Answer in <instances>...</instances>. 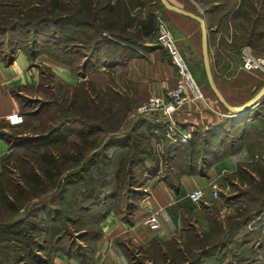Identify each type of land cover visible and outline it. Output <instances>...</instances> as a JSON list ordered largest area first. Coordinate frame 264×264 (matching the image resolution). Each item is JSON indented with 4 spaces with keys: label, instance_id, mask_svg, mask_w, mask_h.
Masks as SVG:
<instances>
[{
    "label": "trees",
    "instance_id": "trees-1",
    "mask_svg": "<svg viewBox=\"0 0 264 264\" xmlns=\"http://www.w3.org/2000/svg\"><path fill=\"white\" fill-rule=\"evenodd\" d=\"M125 2H0V34H10L7 48L0 43V56L7 63H12L16 53L22 50L34 62L45 57L82 78L75 85L65 83L56 78L48 66L35 62L39 79L35 87L26 91L41 92L50 97L49 102H40L35 110L19 112L28 120L18 126L0 124V138L9 146V151L0 157V209L14 215L11 219H0V264H49L58 252L88 262L102 235L101 221L111 212L123 219L129 218L146 194L143 188L151 177L160 175L168 187L177 190L179 177L205 173V166L220 157L226 141L230 143L231 138L241 140L250 136V125L241 123L238 132L220 140L215 148L206 145L205 134L198 132L191 134L187 141L178 135L171 141L163 129V116L150 113L131 116L128 99L119 95L110 81L103 86L85 79L87 72L98 64L93 58L97 51L101 47L117 48L119 45L102 34L104 29L106 34L117 38L113 28L117 21L108 20L102 27L101 12L114 13L119 8L120 14L125 16L128 13ZM86 3L93 4L90 20L85 17L86 10L81 8V4ZM159 4L164 12L160 1ZM156 17L152 12L148 17L154 32ZM19 33L26 34V38L21 40ZM260 37L264 38V31H256L251 26L240 43L236 39L224 42L229 51L228 62L241 65L242 44H250L259 52ZM55 87L64 92L56 94ZM24 99H19L20 105ZM119 101H126V111L116 125L109 126L110 123L102 118L94 120L96 114L119 111ZM242 120L244 114H238L235 119L226 118L222 124L232 126L238 122V125ZM15 148H24L27 152L16 154ZM233 176L250 184V163L240 165ZM74 187L78 188L68 197L69 190ZM255 189L262 193L258 184ZM32 190L39 192L34 203L29 200ZM249 195V190H243L223 201L220 196L212 202L218 212L220 206L233 198L240 200ZM261 200L257 211L263 208L264 196ZM207 201L211 200L198 203L207 230L197 229L199 220L195 224L194 221L190 225L185 223L178 237L155 240L146 250L157 249L170 264H178L179 259L187 264H197L204 259L218 262L226 255L236 264L264 261L262 227L240 234L250 222L249 212L227 216L224 227L219 217L207 210L204 205ZM76 213L78 215L73 216ZM188 213L196 218L192 207L188 208ZM72 236L78 240H72ZM231 243L236 246L224 249ZM221 247L223 250L219 251Z\"/></svg>",
    "mask_w": 264,
    "mask_h": 264
},
{
    "label": "crops",
    "instance_id": "crops-1",
    "mask_svg": "<svg viewBox=\"0 0 264 264\" xmlns=\"http://www.w3.org/2000/svg\"><path fill=\"white\" fill-rule=\"evenodd\" d=\"M125 1L124 5L128 12L125 16L120 14L119 8L114 13L101 12L99 19L101 26H105L108 20L117 21L113 25L117 38L106 34L104 29L102 34L119 45L117 48L101 47L93 57L98 64L87 72L85 79L103 86L110 81L112 88L128 99L132 116L140 113L137 111V106L143 101L150 97L165 95L167 90L174 87L178 76L167 52L155 43L153 24L148 20L151 12L157 16V9L155 11L151 9L155 5L154 1ZM167 1L203 18L207 28L208 60L211 72L214 83L224 99L233 106H240L254 98L263 88L264 79H261L256 72L244 70L239 63L235 65L231 62L230 67H222L229 52L224 47V41L229 40L227 36L222 35V31L231 28L233 30L230 33L236 34L238 28L251 26L260 28L256 31H264V0H209L211 7L203 5V8L196 0ZM206 1L202 0L201 4ZM228 1L231 3V8L225 9L226 11L222 12L217 20L212 21L211 17L223 11ZM82 7L90 16L93 4H81ZM164 11L176 33L175 36L168 24L188 70L202 94L200 99L189 100L170 113V118L181 132V134H170V140H175L178 135L187 141L191 134L198 132L205 134L206 145L215 148L220 140L228 139L234 131L238 132L241 123L250 125L256 135L250 134L241 140L231 138L230 143L226 141L222 145L224 150L221 148L219 152L220 157L205 166V173L182 175L178 179L177 190L168 187L160 179V175L151 177L146 184L147 193L140 198L137 209L129 215V218L123 219L111 212L101 221L102 235L96 241L88 262L69 258L66 254L58 252L49 264H155L153 261V263L151 261L140 263L135 251L146 250L155 240L178 237L185 223L190 225L194 221L193 224H195L199 220L200 227L207 230L206 222L201 219L200 207L188 198L191 190L205 186L209 181H216L221 186L225 185L227 175L235 174L240 165L247 163H250L252 187L254 188L256 184L264 187V93L260 102L249 106L241 113L244 114V120L238 125L236 122L232 126L228 124L224 126L223 120L228 117L235 119L238 115L229 116L230 113L207 87L202 65L199 22L175 11L167 9ZM198 11L204 13L200 15ZM255 42L258 43V38H255ZM259 43L263 45L260 46L259 51L264 57V38L260 37ZM216 56H219V59ZM35 62L48 66L56 78L65 83L75 85L82 80L70 72L66 66L45 57H39ZM35 62L22 50L16 53L12 63H7L0 56V124L11 123L19 118V99L24 98L27 95L26 89L35 87L39 79V68ZM225 70L230 72L225 73ZM238 143L242 145L238 147ZM8 148L7 142L0 138V157L8 151ZM236 180L239 182V179L235 177L233 183H237ZM262 192L264 193V190ZM253 195H250V204L255 206L250 210V222L240 234L262 227L260 232L264 235V204L262 210L257 211L261 207L262 200L261 197ZM190 207L196 216L195 219L188 213ZM149 209L159 210L160 226L156 230H150L142 224ZM235 246L231 243L224 249ZM218 250L222 251L223 247ZM137 253L139 254V251ZM254 262L249 260L245 261V264H254ZM176 263L187 264L181 259ZM208 263L236 264L228 258V255L218 262H214L213 259H204L197 264ZM164 264H170V261L165 260ZM259 264H264V261H260Z\"/></svg>",
    "mask_w": 264,
    "mask_h": 264
},
{
    "label": "built area",
    "instance_id": "built-area-1",
    "mask_svg": "<svg viewBox=\"0 0 264 264\" xmlns=\"http://www.w3.org/2000/svg\"><path fill=\"white\" fill-rule=\"evenodd\" d=\"M155 43L167 52L172 65L177 71L178 78L174 87L167 90L165 95L148 98L137 106V111L140 113L159 114L165 117L163 129L166 136L181 134L176 128L173 119L170 118V113L186 104L189 100L200 99L202 94L188 70L168 23L158 16L156 17ZM240 59L241 68L249 72H256L261 79H264L263 56L255 55L249 45H244L240 48ZM15 121L17 119L13 122ZM157 147L160 148V145L157 144ZM145 191L147 192V188H145ZM220 196V186L216 181H209L205 186L196 187L188 193L189 200L196 204L205 199L217 200ZM158 215L159 210L149 209L142 220V224L150 230L158 229L160 226Z\"/></svg>",
    "mask_w": 264,
    "mask_h": 264
},
{
    "label": "rangeland",
    "instance_id": "rangeland-1",
    "mask_svg": "<svg viewBox=\"0 0 264 264\" xmlns=\"http://www.w3.org/2000/svg\"><path fill=\"white\" fill-rule=\"evenodd\" d=\"M146 1H151V2L154 1L155 5L152 6L151 9L154 10V11L157 9V12H156L157 13V16L160 17V18H162V19H164L168 24H170L171 30L173 31L174 35L176 36V33L173 30V27L171 25V22H170L169 18L164 13L165 11L163 12V9H160L159 1L158 0H146ZM201 1L202 0H196V2L198 3V5L200 4L199 5L200 7L203 8V5H205L206 7L207 6H210L211 7L209 0H207L203 4H201ZM219 1H221V0H219ZM78 5H79V3H78ZM227 8H229V9L231 8L230 1L227 2V6L223 9V11H220L216 15H214L213 17H211L212 21L217 20V18L220 16V14L222 12H225L226 11L225 9H227ZM229 9H228V11H230ZM197 13H200V12L198 11ZM202 13H204V12H201L200 15H202ZM85 17H87V19H89V20L91 19V15L88 16V14H85ZM220 29H222V27H220ZM231 30H233V29L227 28V30H225V31L223 30L222 31V35L227 36L228 37L227 39L229 40V41H227L225 39L226 41H224V42L227 43V42H230L233 39L234 40L236 39V41L238 43H240V40L243 39V36H245V32H246V30H248V28H245V27L238 28V33H236V34H234V33L231 34L230 33ZM256 30H260V28H256ZM21 34L22 33H19V35L22 36L21 37V40H24V38H26V34L25 33H24L25 35H21ZM14 35H16V34L14 33ZM14 35L11 34V36H14ZM233 35H234V37H233ZM9 36H10V34H3V35L0 34V43L1 44L4 43V48H7L9 46L8 45ZM244 45H249L251 47L252 52L255 55H257V56H263L260 53V51L258 52L257 50H254V48L252 47V45H250V44H244ZM244 45L242 44L241 47L244 46ZM260 46H263V45H260ZM216 57L219 59V56H216ZM212 64H213V60H212ZM230 65H231V62H228V60L225 59V63L222 65V67L223 68L226 67V66L230 67ZM229 72H230L229 70H227V71L225 70V73H229ZM248 74H250V73H248ZM54 90H55L54 92L56 94H59V95L64 92L62 89H60V88L58 89L56 87H55ZM24 98L25 99L23 100L22 104L20 105V109H19V112H22V113L23 112H29L32 109L35 110L36 107H39L40 106V102H42V103L45 102L46 103V102H49L48 98L50 99V97H47V95H44L43 93L36 92V91H34V92L33 91L32 92H28L27 95L24 96ZM26 100L27 101L30 100V101L27 102ZM117 105H118L117 108L120 109L119 111H116L114 109L110 113H106L105 115L96 114L95 117H94V120H98V119L102 118L105 121H107V122L110 123V124H108L109 126L110 125L111 126L112 125H116L115 122H117L119 119H121L122 115L126 111L125 110V108H126V101L125 102L119 101ZM27 120H28L27 116L22 115L21 113H19V118L17 119V121H15L13 123H9V124L15 127V126H18V125L22 124L23 122H25ZM254 133H255V131L252 128H250V134H254ZM23 135L32 136L31 133H23ZM8 151H9V149H8ZM13 151L16 154H22V153L27 152L26 149H24V148H15ZM1 168H2V165L0 163V170H1ZM11 168H13V167H11ZM259 174H261V173H259ZM234 179H235V176H233V175H227V177H226V181L227 182L224 181L225 182L224 183L225 185H222L221 186L219 184L220 191H221V199L220 200L223 201L225 199V197H233L234 195H238L243 190H249L250 191V195L254 194V195H257L259 197H261V196L263 197L264 196V193L263 192L262 193H259V192H257L259 189L256 190L255 187L254 188L252 187L253 182H250V184H249V183L245 182L244 180H242V181L239 180V182L236 180L237 183H233V180ZM77 188L78 187L71 188L69 190V192H68V197L72 193L74 194V192L77 190ZM145 188H147V186H145L143 188L144 192L147 193L145 191ZM261 189L264 190V187H261ZM38 194H39V192H37L36 190H32L31 193L29 194V200H30V202H33V203L36 202L38 200L37 199L38 198ZM250 195L248 197H246L244 199H240V200L233 198L227 204H225L223 206H220V208L218 209V212H216L217 210L214 207L215 206L214 202L207 201L206 202L207 204H204V205L206 206V208H208L207 210H209V212H211L214 216L217 215L219 217L220 221L224 224V227H226V225H227L226 217L227 216H238L237 213H239V212L240 213H242V212L243 213L249 212V214H250V210L255 206L253 204L252 205L250 204V197H251ZM121 204L122 203L119 202L118 203V206H120ZM31 205H32V203H31ZM1 215H3V216H1ZM77 215L78 214L76 213L73 216H77ZM13 216L14 215H12V213H10L8 211H5L4 212L3 209H0V219H4V218L11 219ZM196 226H197V229L198 230H200V231L203 230V227H200L199 225H196ZM72 240H78V239L75 238V236H72ZM138 251H139V254L137 253ZM135 253H136L137 260H139L140 262H143V261H151V263L154 262L155 264H164L165 263L163 257L161 255H159V252H158L157 249H151L149 251H147V250L144 251V250L141 249V250L135 251Z\"/></svg>",
    "mask_w": 264,
    "mask_h": 264
},
{
    "label": "water",
    "instance_id": "water-1",
    "mask_svg": "<svg viewBox=\"0 0 264 264\" xmlns=\"http://www.w3.org/2000/svg\"><path fill=\"white\" fill-rule=\"evenodd\" d=\"M159 1L161 2V4L163 5V7L165 9L175 11L177 13H180L184 16L190 17V18L196 20L197 22H199L200 27H201L202 65H203V70H204L206 82H207V85H208L210 91L216 97L218 102L230 113L229 116H235V115L241 114L244 111H246V109L249 106L254 105L257 102H260L262 100V94L264 93V86L254 98H252L251 100H249L245 104L240 105V106H233V105L229 104L224 99V97L221 95V93L218 91V89L214 83L213 75H212L209 60H208L207 28H206V25L204 23L203 18L197 14L190 12V11H187V10L181 9L177 6H174V5L170 4L167 0H159Z\"/></svg>",
    "mask_w": 264,
    "mask_h": 264
}]
</instances>
